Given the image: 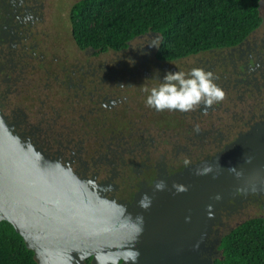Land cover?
Returning <instances> with one entry per match:
<instances>
[{
  "label": "flooded vegetation",
  "instance_id": "af4514ba",
  "mask_svg": "<svg viewBox=\"0 0 264 264\" xmlns=\"http://www.w3.org/2000/svg\"><path fill=\"white\" fill-rule=\"evenodd\" d=\"M80 1L0 0V113L22 143L130 206L158 181L264 129V0L260 24L238 43L177 57L160 54L162 39L153 38L162 36L150 31L121 47L90 44L89 29L76 27ZM193 67L213 74L223 101L184 113L145 105L142 85ZM263 207L264 192L226 200L208 241H221L250 218L232 219Z\"/></svg>",
  "mask_w": 264,
  "mask_h": 264
},
{
  "label": "water",
  "instance_id": "95a60500",
  "mask_svg": "<svg viewBox=\"0 0 264 264\" xmlns=\"http://www.w3.org/2000/svg\"><path fill=\"white\" fill-rule=\"evenodd\" d=\"M254 191L264 192V129L127 206L22 143L0 113V222L14 227L38 264H214L216 210Z\"/></svg>",
  "mask_w": 264,
  "mask_h": 264
},
{
  "label": "trees",
  "instance_id": "16d2710c",
  "mask_svg": "<svg viewBox=\"0 0 264 264\" xmlns=\"http://www.w3.org/2000/svg\"><path fill=\"white\" fill-rule=\"evenodd\" d=\"M260 0H81L76 27L92 45L121 47L144 32L161 34L160 54L177 57L241 41L261 22ZM78 14V15H79ZM82 40V37H80ZM78 38V40H80ZM214 264H264V217L221 238ZM91 264V258L85 260ZM0 264H38L7 221L0 222Z\"/></svg>",
  "mask_w": 264,
  "mask_h": 264
},
{
  "label": "clouds",
  "instance_id": "9594fccd",
  "mask_svg": "<svg viewBox=\"0 0 264 264\" xmlns=\"http://www.w3.org/2000/svg\"><path fill=\"white\" fill-rule=\"evenodd\" d=\"M162 37L153 38L159 41ZM159 47L158 42L148 44ZM159 72L154 73L158 77ZM157 83L148 87L141 86L145 95V105L156 111H179L181 113L194 110L200 105L205 107L223 101L224 91L215 83L211 72L193 67L190 70L165 72L162 80L153 78Z\"/></svg>",
  "mask_w": 264,
  "mask_h": 264
},
{
  "label": "rangeland",
  "instance_id": "374dc122",
  "mask_svg": "<svg viewBox=\"0 0 264 264\" xmlns=\"http://www.w3.org/2000/svg\"><path fill=\"white\" fill-rule=\"evenodd\" d=\"M259 216L264 217V210L263 209H254V210L251 209L249 211H246L244 215H241L240 217H235L234 219H232L231 223L233 225L237 220L259 217ZM223 232H225V231H222V233Z\"/></svg>",
  "mask_w": 264,
  "mask_h": 264
}]
</instances>
